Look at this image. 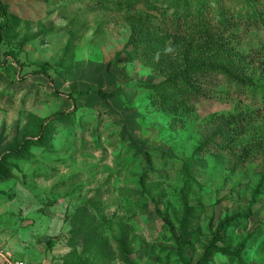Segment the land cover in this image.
<instances>
[{"label": "rangeland", "instance_id": "374dc122", "mask_svg": "<svg viewBox=\"0 0 264 264\" xmlns=\"http://www.w3.org/2000/svg\"><path fill=\"white\" fill-rule=\"evenodd\" d=\"M0 3V237L63 264H264V26L226 46L172 32L170 0Z\"/></svg>", "mask_w": 264, "mask_h": 264}, {"label": "trees", "instance_id": "16d2710c", "mask_svg": "<svg viewBox=\"0 0 264 264\" xmlns=\"http://www.w3.org/2000/svg\"><path fill=\"white\" fill-rule=\"evenodd\" d=\"M188 0H181L179 3L175 0H170L171 8L176 9L177 11L173 14L172 17L163 18V21H167L169 23V27L172 30V32H179L181 35L180 37H183L185 34H190L194 37L201 38L204 40H210V41H217L223 44V41L228 40L227 42H231V44H236L237 35H243L247 34L249 32V29L252 31L249 34L257 31L262 30L261 27L264 26V0H255L256 5L253 4L254 0H238L236 3H233L232 5H225L223 4H217V7L215 10H208V12L211 13L212 17L208 16L206 17L205 13H207L208 6H206L204 3L197 4L196 10H194V17L192 16V6L188 5ZM202 1V0H201ZM182 2H184L182 4ZM0 8L2 9V5L0 4ZM179 10H182V13L179 12ZM213 12V13H212ZM183 20L184 21V29L183 31L181 28H178V21ZM229 44V43H228ZM2 45V33L0 31V47ZM235 48V47H234ZM261 50L258 51V53ZM7 58H11L16 62L18 65L19 60L17 55L14 52L7 53L5 55ZM39 67L41 68L40 71H37V73H34L35 75H43L48 77L50 72V67L46 63H40ZM223 70L226 71V66H223ZM222 68V67H221ZM223 70H219L222 72H225ZM233 73H230L232 75ZM228 78H231V76H227ZM221 79L219 75L217 74V71H215L213 68L211 72L209 73V76L207 78V84L214 85V88H217L221 86L220 83ZM240 85V84H239ZM242 90H245V86L242 85ZM149 87V86H147ZM162 89H167L170 91L180 92L178 91L174 86L170 87H164V85L159 86ZM245 87V88H244ZM150 89L152 87H149ZM82 95V94H81ZM99 96H101L105 100H110L113 98H116V93H105L100 91L98 93ZM194 97H196L194 95ZM198 98V97H196ZM70 99L77 103V100L75 97L70 96ZM259 108L257 110V114H260L261 111L264 110V97L259 103ZM238 118L234 119L230 124V137L234 136L235 134L243 135L246 134L247 129L251 126L252 120L254 119L255 115L254 113H248L247 114H241L240 116H236ZM229 222V221H228ZM224 229V227H223ZM223 241V237L220 233H218L215 237L214 243L211 245L209 249V253H216L220 252L225 255L229 256H237L239 253H230L225 249H222L218 247V244ZM209 255H207L208 257ZM207 258H205L202 262L199 264H205Z\"/></svg>", "mask_w": 264, "mask_h": 264}, {"label": "crops", "instance_id": "0c3cea01", "mask_svg": "<svg viewBox=\"0 0 264 264\" xmlns=\"http://www.w3.org/2000/svg\"><path fill=\"white\" fill-rule=\"evenodd\" d=\"M14 240L15 238H13V234L11 235V238L7 237V239L5 237H0V249L10 254L15 260L25 262L26 264H63L62 255H28L27 247H20V245H17V247L23 248L24 250H18L17 253L13 248L15 246L13 243ZM16 253H21L23 255H17Z\"/></svg>", "mask_w": 264, "mask_h": 264}, {"label": "built area", "instance_id": "2783aa9c", "mask_svg": "<svg viewBox=\"0 0 264 264\" xmlns=\"http://www.w3.org/2000/svg\"><path fill=\"white\" fill-rule=\"evenodd\" d=\"M0 264H26V263L13 259L10 254L0 249Z\"/></svg>", "mask_w": 264, "mask_h": 264}]
</instances>
